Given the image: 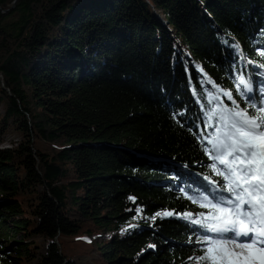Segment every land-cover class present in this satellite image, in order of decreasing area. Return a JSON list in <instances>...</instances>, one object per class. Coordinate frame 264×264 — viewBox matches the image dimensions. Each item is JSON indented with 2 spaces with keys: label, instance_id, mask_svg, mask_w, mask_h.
Returning <instances> with one entry per match:
<instances>
[{
  "label": "trees",
  "instance_id": "16d2710c",
  "mask_svg": "<svg viewBox=\"0 0 264 264\" xmlns=\"http://www.w3.org/2000/svg\"><path fill=\"white\" fill-rule=\"evenodd\" d=\"M261 53L264 0H0V264H203L157 213L208 211L184 193L223 183L204 137Z\"/></svg>",
  "mask_w": 264,
  "mask_h": 264
},
{
  "label": "snow or ice",
  "instance_id": "6c2138e0",
  "mask_svg": "<svg viewBox=\"0 0 264 264\" xmlns=\"http://www.w3.org/2000/svg\"><path fill=\"white\" fill-rule=\"evenodd\" d=\"M237 91L247 101L245 107L226 92L233 106L222 108L212 138L204 137L211 145L205 149L214 161L210 167L223 183L210 181L211 197L184 193L208 211L196 219L191 213H157L161 217L179 215L204 232L197 241L202 254L190 258L203 264H264V98L259 104L253 102L248 95L250 81L243 75L238 78ZM246 249H255L259 257Z\"/></svg>",
  "mask_w": 264,
  "mask_h": 264
},
{
  "label": "rangeland",
  "instance_id": "374dc122",
  "mask_svg": "<svg viewBox=\"0 0 264 264\" xmlns=\"http://www.w3.org/2000/svg\"><path fill=\"white\" fill-rule=\"evenodd\" d=\"M258 75V77L260 78V80H262V78L264 77V74L263 72L262 73H259L257 72L256 73ZM263 74V75H262ZM244 90V89H243ZM255 94H256V91L254 89H252V92L251 93H248V95L250 97H255ZM257 95V94H256ZM260 95H261V98H264V86H261V89H260ZM226 96V95H225ZM227 100L232 104V100H230L227 96H226ZM240 105V104H239ZM8 141L6 143L3 144V147H7L9 146V141L10 140H18L19 137L17 135H9L7 137ZM219 166V165H218ZM118 233V232H116ZM115 231H105V233L99 237H91V241H94L95 239H97V241H104V240H107L109 238H111L114 234H116ZM17 238H20V235L17 234ZM45 250H42L41 252H44ZM246 252H251L253 253L254 255H256L257 257H259L260 253L259 252H256L255 249H246L245 250ZM77 261L80 263V264H94L93 261L90 259V257L88 255H80L78 256L77 258Z\"/></svg>",
  "mask_w": 264,
  "mask_h": 264
},
{
  "label": "bare ground",
  "instance_id": "6f19581e",
  "mask_svg": "<svg viewBox=\"0 0 264 264\" xmlns=\"http://www.w3.org/2000/svg\"><path fill=\"white\" fill-rule=\"evenodd\" d=\"M256 78V77H255ZM264 81V80H263Z\"/></svg>",
  "mask_w": 264,
  "mask_h": 264
}]
</instances>
